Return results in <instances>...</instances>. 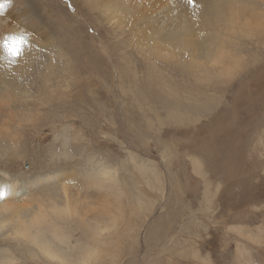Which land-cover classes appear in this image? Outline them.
<instances>
[{
    "label": "rangeland",
    "instance_id": "rangeland-1",
    "mask_svg": "<svg viewBox=\"0 0 264 264\" xmlns=\"http://www.w3.org/2000/svg\"><path fill=\"white\" fill-rule=\"evenodd\" d=\"M224 1L233 15L214 50L159 41L140 9L109 23L87 0H52L38 25L18 5L3 12L0 41L28 43L15 59L0 45V108L14 112L1 132L18 133V157L0 169L21 178L17 192L49 184L53 205L66 184L61 252L91 249L84 264H264V0ZM149 3L146 14L168 4ZM93 166L110 172L102 187L82 183ZM21 240L0 235V257H19L7 264H65Z\"/></svg>",
    "mask_w": 264,
    "mask_h": 264
},
{
    "label": "bare ground",
    "instance_id": "bare-ground-1",
    "mask_svg": "<svg viewBox=\"0 0 264 264\" xmlns=\"http://www.w3.org/2000/svg\"><path fill=\"white\" fill-rule=\"evenodd\" d=\"M11 1H12L11 2L12 5L14 7L18 5V7L16 8L17 9L16 11L20 15V17H22L24 19L23 22L25 20L28 21L31 19L33 21H36L35 24L38 25V22L41 20V18L48 16L52 0H11ZM87 1L89 2L91 9L92 10L93 9L99 10V12L102 15H104V19H106V21L109 23L111 20L115 19V17L118 14H123V16L125 17V19L127 21L132 22L134 19V15L137 14L136 10L140 9L141 12L139 11L140 13H138L137 15L140 16L141 19H143L142 20L144 22L143 25H148L150 27V29H149L150 34L155 35L156 38L159 39V41H162V42L170 45L171 47H173L175 49L178 48V46L182 47L184 45H189V47H187L189 50H187V51H193L196 48L201 49L202 45H204L203 41L208 43L207 46L205 45L206 46V47H204L205 49L214 50V47L210 45L211 43H213V40H214V38L211 37L212 35H215V34H213L214 28H217L218 26H220L221 24L219 25V23L223 22L224 19L227 18L226 21H228L229 20L228 18L232 17V15H233L232 14V7H231L229 1L226 2L224 0H196L195 5H190V4L186 3V0H156L159 2L161 1L163 3H168L163 10L160 9L161 8L160 6L154 7V11H155V8H157L158 10L160 9L159 10L160 14H149V13L146 14V12H144V7L141 5V3H143L146 0H87ZM147 2H148V4H150L149 0H147ZM151 4H154L153 1ZM32 6H35V8H32ZM11 14H13V13H11ZM185 16H187V17H185ZM6 17H7V13H3L2 15H0V19L6 18ZM137 19H139V18H137ZM161 19H163V20H161ZM8 20H10V19H8ZM98 20H99V18H98ZM115 20L119 21V19H115ZM136 21H138V20H136ZM16 22L18 23V21H16ZM1 23H0V26H1ZM43 24H44V22H43ZM222 25H221V27H222ZM225 27H226V25H225ZM4 29L8 30L10 28L4 27L3 31H4ZM220 29H222V28H220ZM216 30H218V29H216ZM216 30L214 33H216ZM39 31H41V30H39ZM4 33H6V32H4ZM9 33H10V31H9ZM218 33H219V31H218ZM162 35H166L167 38L162 36ZM4 36H5V34H4ZM180 36H186V37H189V36L195 37L196 36V40L194 42H192L191 40L177 41L174 39V38H178ZM169 38H171V39H169ZM151 47H152V45H151ZM200 55H203V53ZM206 55L212 56V55H215V53H209V54L206 53ZM204 56H205V53H204ZM201 57L203 58V56H201ZM8 64H10V63H8ZM5 65H7V64H5ZM2 84H3V82H2ZM2 84H1V86H2ZM5 89H7V88H5ZM9 96H11V98H13L12 94ZM0 101H1V96H0ZM2 101H3V99H2ZM6 103H7V101H6ZM6 108H7L6 110H4L5 108H3L5 116L2 115V108H0V167L1 166H7L8 163L13 165V162L15 160V156L18 157V150L15 149L16 147H18L17 140H16V136L18 135V133L14 132L12 130H9L7 127L4 128V130L1 132V127H2L1 121L2 122L11 121L13 119V115H14V112L11 111V108L9 106L8 107L6 106ZM5 155H7L9 157L7 159L8 160L7 163H5V162L3 163V158H5ZM40 164H42V163H40ZM41 166L42 165H40V167ZM94 168H95V171L92 173L90 172V174L89 173L86 174L82 180L83 181L82 183L85 184L86 186H88V188H89V186L90 187L91 186H100L103 183V180L106 179L108 181L110 179V176H109L110 172H108V171L100 172L97 170L96 167H94ZM94 168H92V169H94ZM19 179H21V178H18L17 180H19ZM43 179H48V177L46 175L37 176V178L35 180H33V182L35 183L37 180H43ZM17 180L16 181L11 180L10 178H8L6 176V171L0 169V194H2L4 196L3 199H0V232H1L0 235H4L5 238H8V239H16V238H20V237L25 238V241H28L30 243L32 242L33 244L36 245V247L38 246L37 248H39L41 250V252L44 254L45 257H48V258L49 257L50 258L58 257L65 264H84V261H85L84 259L86 257V254H91V249L89 251H86L84 249L79 250V251H77L76 254H74L73 257L70 256L71 255L70 253H69L70 255H68L66 251L61 252L62 251L61 246L63 244L66 245L69 243V237L65 234L64 228L60 226L62 224H60L59 222H56L55 218H61L62 216H64L65 213L69 212V211H67L68 207H70L69 209L72 208L70 205L68 206V202H69L68 198H71V197L68 196V194H70V193L67 190L66 184L62 185V190H63L64 195H62L61 198H63L64 205L59 206L58 203L56 205L52 204L54 202L53 196H55V194L52 193L53 191L50 192L51 188H50L49 184L45 185V186L39 185L37 188H34L31 191L17 192ZM33 182H31V183L29 182V184L33 185L34 184ZM101 187H102V185H101ZM74 192H76V191H74ZM55 200H57V199H55ZM72 211H73V209H72ZM71 214H73V213H71ZM62 219H64V217H62ZM75 224H76V226H79L82 229L83 225L81 222H75ZM86 228H88V227H86ZM84 229H85V227H84ZM84 229H83V232H84ZM88 229H91V227ZM85 231H86V229H85ZM53 239H55L56 243H54L55 241L53 242ZM22 240H21L22 244H26V243H24L25 241H22ZM57 242L61 246L58 245ZM5 243H7V242H5ZM5 243H3V244H5ZM0 244H1V242H0ZM56 244H57V246H59L58 248H57V246L55 247ZM3 246H5V245H3ZM26 246L28 247L30 245L27 244V245H25V247ZM66 246H68V245H66ZM85 248H86V246H85ZM9 249H10V247H9ZM27 249H29V248H27ZM5 250L6 249H4V251ZM17 250H18V248H17ZM7 251H8V249H7ZM71 252H73V251H71ZM2 253L5 254L3 251H2ZM61 253H63V256L61 255ZM3 254L0 257V263L1 264L11 263L13 260H15V258H13L15 256L13 253H12L13 256L11 258L10 257L5 258V256H3ZM0 255H1V253H0ZM32 255H33V253H32ZM15 257L17 260L19 259V257L18 258H17V256H15ZM27 258H29V257H27ZM17 260H15V261H17ZM208 264H211V263L208 262Z\"/></svg>",
    "mask_w": 264,
    "mask_h": 264
},
{
    "label": "snow or ice",
    "instance_id": "snow-or-ice-1",
    "mask_svg": "<svg viewBox=\"0 0 264 264\" xmlns=\"http://www.w3.org/2000/svg\"><path fill=\"white\" fill-rule=\"evenodd\" d=\"M196 0H186V3L190 5H195ZM11 0H0V15L10 6ZM28 41L23 35L9 34L3 37L0 44L6 51V53L13 59L20 57L23 54L24 48ZM4 196L0 194V199Z\"/></svg>",
    "mask_w": 264,
    "mask_h": 264
}]
</instances>
